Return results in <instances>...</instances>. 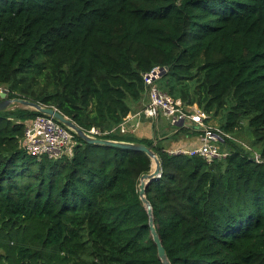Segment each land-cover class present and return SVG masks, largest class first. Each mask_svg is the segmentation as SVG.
Here are the masks:
<instances>
[{"label":"trees","instance_id":"16d2710c","mask_svg":"<svg viewBox=\"0 0 264 264\" xmlns=\"http://www.w3.org/2000/svg\"><path fill=\"white\" fill-rule=\"evenodd\" d=\"M154 67L160 90L252 136L212 159L103 136L156 152L145 196L170 264H264V0H0V87L85 131L142 106ZM38 114L0 111V264H162L138 195L149 155L75 133L67 152L29 154Z\"/></svg>","mask_w":264,"mask_h":264},{"label":"built area","instance_id":"2783aa9c","mask_svg":"<svg viewBox=\"0 0 264 264\" xmlns=\"http://www.w3.org/2000/svg\"><path fill=\"white\" fill-rule=\"evenodd\" d=\"M160 67H154L148 72L143 73V80L148 85L147 101L135 111L126 115L117 125L101 130L91 127L88 134L103 137L106 134L119 133L125 134L129 130L128 123L133 118H140L141 115L156 120L159 116L174 126H186L200 132L201 144L189 149H172L169 153H184L187 155H200L207 159L222 158L227 155V151L220 149L218 140L231 137L230 134L209 126L207 118L209 114L196 107L190 109L180 98H175L168 93L160 90L152 79L151 74ZM2 88L0 87V91ZM74 137L72 129L66 127L51 115H36L29 126L26 127L23 139V146L27 153L32 155H46L56 157L65 151ZM105 138V137H104ZM254 159L260 161L257 153Z\"/></svg>","mask_w":264,"mask_h":264},{"label":"water","instance_id":"95a60500","mask_svg":"<svg viewBox=\"0 0 264 264\" xmlns=\"http://www.w3.org/2000/svg\"><path fill=\"white\" fill-rule=\"evenodd\" d=\"M166 70L165 67H160L155 72L151 74L152 79H156L159 77L164 71ZM14 104H20L25 108H31L34 110L39 111L40 113L51 115L53 118H55L57 121L65 125L66 127L73 130V132L80 138H82L84 141L94 144H102V145H110V146H116L121 148H127V149H133V150H140L145 152L149 157L151 158L152 169H150L149 172L141 174L139 178L138 183V195L143 202L144 206L147 209V212L149 214V228L150 233L152 236V240L154 241L156 247H157V255L160 258L162 264H170L165 248L161 243V239L159 237V234L155 228L153 217L151 213V205L148 199L145 196V186L148 182L156 179L161 174V167H160V161L156 154V152L152 149L151 146H147L143 142H133V141H123V140H115V139H109L104 137H96L93 135H90L87 133V131L80 128L75 122H73L71 119H69L67 116L62 114L60 111L55 109L51 106H45L38 102L22 99L18 97H7V91L6 89H2L0 91V111L4 109H8L9 107H12Z\"/></svg>","mask_w":264,"mask_h":264},{"label":"crops","instance_id":"0c3cea01","mask_svg":"<svg viewBox=\"0 0 264 264\" xmlns=\"http://www.w3.org/2000/svg\"><path fill=\"white\" fill-rule=\"evenodd\" d=\"M146 100L147 98H144V101ZM128 126L129 130L125 134L152 140L153 143H161L167 151L178 148H194L202 142L200 132L196 130L194 132L192 128L171 125L162 116L156 120L145 116H140L139 119L133 118L129 121Z\"/></svg>","mask_w":264,"mask_h":264},{"label":"rangeland","instance_id":"374dc122","mask_svg":"<svg viewBox=\"0 0 264 264\" xmlns=\"http://www.w3.org/2000/svg\"><path fill=\"white\" fill-rule=\"evenodd\" d=\"M3 88V87H1ZM190 109H194L197 107L196 104H191L188 105ZM11 108V107H9ZM141 117H144L143 115H141ZM207 122L209 124V126L220 129V124H219V120L217 117L215 116H210L207 118ZM249 128L247 127L246 124H243L241 126V128L238 129V131L235 134H232L231 132H227L228 134H231L233 136L232 139H234L233 141H237L240 143L245 144L246 146H250L252 143V136L250 134ZM122 136H127V134H122ZM73 142H71L68 146H66L65 151L67 152L68 148H70V146L72 145ZM153 164V162L151 163ZM151 169H152V165H151Z\"/></svg>","mask_w":264,"mask_h":264}]
</instances>
